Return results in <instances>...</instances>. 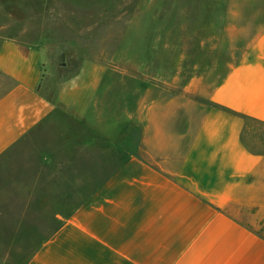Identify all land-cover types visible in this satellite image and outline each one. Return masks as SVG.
I'll use <instances>...</instances> for the list:
<instances>
[{
	"label": "crops",
	"instance_id": "obj_1",
	"mask_svg": "<svg viewBox=\"0 0 264 264\" xmlns=\"http://www.w3.org/2000/svg\"><path fill=\"white\" fill-rule=\"evenodd\" d=\"M199 12L162 23L180 72L132 88L47 76L42 50L0 37V254L32 238L22 264H264V0Z\"/></svg>",
	"mask_w": 264,
	"mask_h": 264
},
{
	"label": "rangeland",
	"instance_id": "obj_2",
	"mask_svg": "<svg viewBox=\"0 0 264 264\" xmlns=\"http://www.w3.org/2000/svg\"><path fill=\"white\" fill-rule=\"evenodd\" d=\"M223 4L224 0H0V37L42 50L47 76L81 81L91 79L95 69L115 70L121 74V85L132 88L136 82L140 86L149 81L151 75L168 79L182 69L175 55L170 61L160 57L163 22L200 19L201 7H205L207 18L215 12L216 21H220ZM149 39L154 43V60L145 51ZM104 110L109 112L107 101ZM120 128L122 131L124 126ZM126 134L123 147L139 141L137 128L127 129ZM19 160L14 155L6 164L16 166ZM73 193L72 205H57L58 213L74 212L79 207L80 190ZM54 208L42 204V215H51ZM46 239L42 237L41 243ZM1 242L5 244L6 240L0 238ZM11 245L12 239H8L9 253L0 254V264H22L32 254V238H25V246L14 251Z\"/></svg>",
	"mask_w": 264,
	"mask_h": 264
}]
</instances>
